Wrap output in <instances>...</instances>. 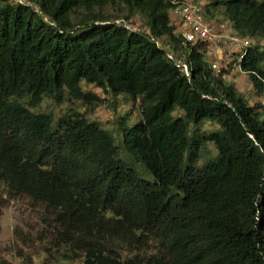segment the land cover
<instances>
[{
    "label": "trees",
    "instance_id": "trees-1",
    "mask_svg": "<svg viewBox=\"0 0 264 264\" xmlns=\"http://www.w3.org/2000/svg\"><path fill=\"white\" fill-rule=\"evenodd\" d=\"M21 1L0 0V194L40 207L67 262L264 264V104L249 106L223 69H210L206 45L181 46L172 0ZM105 6L145 27L109 21ZM206 7L221 8L237 36L264 42V0ZM238 68L264 97V45L250 44ZM81 82L138 102V120L118 122L127 160L97 122L32 112L63 93L95 100ZM207 145L214 154L201 161Z\"/></svg>",
    "mask_w": 264,
    "mask_h": 264
},
{
    "label": "rangeland",
    "instance_id": "rangeland-1",
    "mask_svg": "<svg viewBox=\"0 0 264 264\" xmlns=\"http://www.w3.org/2000/svg\"><path fill=\"white\" fill-rule=\"evenodd\" d=\"M204 10L205 17L216 26L227 25L221 15V8L206 7L210 0H196ZM207 11V12H206ZM82 12L75 10L72 20L75 22ZM102 13L109 17V21L123 19L125 12L121 6H105ZM133 27L142 30L144 19L133 18ZM250 44L264 45L263 41L248 39ZM207 51L210 47L205 48ZM233 62L227 67L221 61L216 62L220 69L225 71L223 81L232 84L234 88L243 96L249 106L264 104V97H257L252 92L246 75L238 71L234 65L236 54L230 55ZM217 61V60H216ZM224 66L227 67L224 70ZM223 67V68H222ZM83 92L93 95L95 100H70L63 93L58 101L51 98H44L39 106L32 109L35 113H47L51 116L52 122L69 111H75L83 115L89 121H95L108 131L117 146L118 158L127 160L126 153L121 144V134L118 122L123 119L125 126L133 125L139 118L138 102H132L126 94L110 95L102 92L92 85L80 83ZM206 132L212 131L209 125L204 126ZM209 153L214 154L211 145H207ZM131 168L137 175L149 182L153 181L151 175L138 166L140 171L131 164ZM41 210L38 205H32L25 197H10L0 194V260L9 264H80L78 260L67 262L59 257V253L50 246V237L47 227L44 226L40 216ZM126 254H122L125 256Z\"/></svg>",
    "mask_w": 264,
    "mask_h": 264
},
{
    "label": "built area",
    "instance_id": "built-area-1",
    "mask_svg": "<svg viewBox=\"0 0 264 264\" xmlns=\"http://www.w3.org/2000/svg\"><path fill=\"white\" fill-rule=\"evenodd\" d=\"M13 1L17 4H22L21 0ZM171 5L170 14L181 37L182 47L192 46L196 43L204 44L211 49L235 51L237 56L234 65L240 71L238 61L244 54L245 49L250 45L246 38H241L234 33H223L216 28L207 20L203 8L196 0H172ZM113 23L121 24L128 30L134 29L132 24L123 20H116ZM162 48L165 51L166 59L171 61L176 68L180 69L185 77H188L189 65L175 56L168 46ZM230 62L233 61L231 60ZM210 69L216 74L220 71L216 62H210Z\"/></svg>",
    "mask_w": 264,
    "mask_h": 264
},
{
    "label": "crops",
    "instance_id": "crops-1",
    "mask_svg": "<svg viewBox=\"0 0 264 264\" xmlns=\"http://www.w3.org/2000/svg\"><path fill=\"white\" fill-rule=\"evenodd\" d=\"M214 26L216 28H218L220 31H222L223 33H227V34L233 33L229 24L221 25V26L214 25ZM233 54H235V51H232V50L221 51V50H217V49H209L207 56H209L208 59L210 62H217L218 63V61H221L223 63V65L226 66L231 61L230 55H233Z\"/></svg>",
    "mask_w": 264,
    "mask_h": 264
}]
</instances>
